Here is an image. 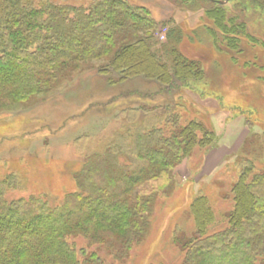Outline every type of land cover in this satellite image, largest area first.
I'll return each instance as SVG.
<instances>
[{"label": "rangeland", "instance_id": "obj_1", "mask_svg": "<svg viewBox=\"0 0 264 264\" xmlns=\"http://www.w3.org/2000/svg\"><path fill=\"white\" fill-rule=\"evenodd\" d=\"M50 1L89 6L95 0ZM125 1L155 22L153 29L132 30L150 39L161 61L172 67L171 51L177 48L200 62L204 77L192 75L169 90L140 75L115 82L116 74L110 79L102 72L109 56H101L70 63L46 84L29 83L23 98L13 94L19 86L13 81L0 92L3 197L36 198L59 208L67 195L80 191L77 174L89 157L109 144L134 145L138 133L152 127L171 135L166 112L179 116L181 125L201 121L213 137L180 155L169 177L147 181L154 191L148 225L127 250L118 254L91 239L86 233L97 231L94 225L68 237L79 256L81 250L95 251L105 264H190V246L180 238L196 234V199L206 197L214 215L203 238L217 234L229 227L233 186L244 166L252 161V175L264 172V0ZM217 10L222 24L210 14ZM145 93H156L146 109L119 110L144 102L137 97ZM119 160L128 163L124 155ZM102 224L121 236L117 222Z\"/></svg>", "mask_w": 264, "mask_h": 264}, {"label": "trees", "instance_id": "obj_2", "mask_svg": "<svg viewBox=\"0 0 264 264\" xmlns=\"http://www.w3.org/2000/svg\"><path fill=\"white\" fill-rule=\"evenodd\" d=\"M210 14L218 24L224 23L221 10ZM154 27L146 11L125 0H95L89 6L0 0V92L15 81L19 86L13 94L23 98L29 83L46 84L45 79H54L70 63L101 56H109L102 72L110 79L116 74L115 82L140 75L169 90L181 81L187 84L192 75L203 78L198 60L174 48L171 67L161 61L148 37H137L132 30ZM155 94H142L137 98L144 102L119 110H144L146 100H153ZM166 114V122L174 128L171 135L166 136L161 126L152 127L138 133L134 145L118 140L90 156L77 174L80 191L67 195L59 208L36 198L8 202L0 181V264H105L95 251L81 250L79 256L68 240L91 225L97 226V231L86 233L91 239L118 254L127 250L148 225L146 213L154 191L147 181L169 177L168 168L180 155L213 137L201 121L181 125L179 116ZM198 132L204 136L199 138ZM121 155L128 163L120 162ZM253 169L252 161L247 163L233 186L235 208L225 230L203 238L213 211L204 196L193 203L196 234L180 238L190 246V264H264V172L252 175ZM107 220L119 224L115 228L120 237L102 224Z\"/></svg>", "mask_w": 264, "mask_h": 264}]
</instances>
